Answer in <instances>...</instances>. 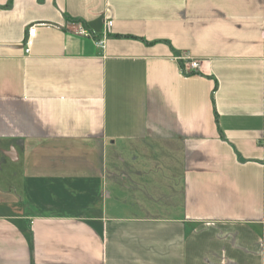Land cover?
I'll return each mask as SVG.
<instances>
[{"label":"crops","instance_id":"0c3cea01","mask_svg":"<svg viewBox=\"0 0 264 264\" xmlns=\"http://www.w3.org/2000/svg\"><path fill=\"white\" fill-rule=\"evenodd\" d=\"M0 264H264V0H0Z\"/></svg>","mask_w":264,"mask_h":264},{"label":"built area","instance_id":"2783aa9c","mask_svg":"<svg viewBox=\"0 0 264 264\" xmlns=\"http://www.w3.org/2000/svg\"><path fill=\"white\" fill-rule=\"evenodd\" d=\"M105 26L106 27L109 26L108 21L105 22ZM35 28H36L35 25L28 27V38L26 40V49H25L26 52H28V50H29V45L31 42V38L33 37V35L35 33ZM76 32L80 35L92 36L91 33L88 32L83 27V25H79ZM105 38H106V32L102 33V35H100V37H97V38L95 37L94 39H95L96 45L103 48ZM173 59L179 63V66L181 67V72L185 75H190V74L196 72L197 69L199 68V60L189 56L186 52H177L173 56Z\"/></svg>","mask_w":264,"mask_h":264}]
</instances>
